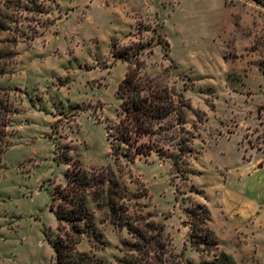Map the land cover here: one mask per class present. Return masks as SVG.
<instances>
[{"label": "rangeland", "instance_id": "obj_1", "mask_svg": "<svg viewBox=\"0 0 264 264\" xmlns=\"http://www.w3.org/2000/svg\"><path fill=\"white\" fill-rule=\"evenodd\" d=\"M259 1L0 0V99L18 112L0 178V264H55L48 239L58 233V221L50 205L69 167L56 159L59 145L72 146V158L87 167L117 171L120 165L127 198L142 195L144 184L150 198L138 202L166 225L175 254L193 264H261L244 251L239 233L225 232L253 201L227 177L245 156L264 151ZM135 44L144 46L145 72L165 78L192 104L187 128L195 133L194 154L180 171L155 153L131 161L112 152L107 125L118 121L116 91L128 68L112 52L131 54ZM255 186L262 190L264 176ZM197 204L219 241L212 249L195 245L201 238L189 212ZM96 218L104 245L94 254L116 264L130 236L101 214ZM79 249L91 253L88 236Z\"/></svg>", "mask_w": 264, "mask_h": 264}, {"label": "trees", "instance_id": "obj_2", "mask_svg": "<svg viewBox=\"0 0 264 264\" xmlns=\"http://www.w3.org/2000/svg\"><path fill=\"white\" fill-rule=\"evenodd\" d=\"M259 2L264 4L263 0ZM36 13L45 11L36 10ZM164 41L167 55L170 44ZM143 47L135 44L131 54L112 52L114 57L126 61L128 68L116 91L121 101L118 121L107 125L111 149L116 160L121 154L134 161L137 157L148 159L155 153L160 159L168 160L175 171H180L182 166L188 165L187 155L194 154L195 133L187 128L188 117L193 114L192 104L185 95L177 94L165 78L152 77L145 72V63L140 57ZM77 109L81 111L80 107ZM17 113V108L7 98L0 99V178L3 156L8 150V128ZM55 125H52L53 130ZM192 128L195 131L196 128ZM56 150V159L69 167L65 182L55 185L50 205L58 221V233L54 239H48L55 253V264H104L94 254L104 245L103 235L98 231L97 213L105 221L125 228L130 236L116 264H193L184 253L173 252V239L166 225L158 222L153 213L145 212L138 202L150 198L144 184L142 195L127 198L120 165L117 171L110 167H87L72 158V146L59 145ZM196 207L197 210L189 214L196 219L192 231L201 238L199 244L195 243L197 249L200 250V244L209 249L217 247L218 239L208 230V215L200 204ZM86 236L91 253L79 249Z\"/></svg>", "mask_w": 264, "mask_h": 264}, {"label": "crops", "instance_id": "obj_3", "mask_svg": "<svg viewBox=\"0 0 264 264\" xmlns=\"http://www.w3.org/2000/svg\"><path fill=\"white\" fill-rule=\"evenodd\" d=\"M236 171V174L227 177V182L230 179H236V183L244 188V193L251 199L253 198L252 207L250 210H244L240 215L235 214L234 217L230 214L229 216L235 220L234 223H231V230H225V232L229 235L239 233L245 240L241 243L244 251L252 252L255 258L264 264V186L259 191L255 186L256 179L264 176V153L253 152L249 159L244 157ZM223 217L228 220L225 213H223ZM232 251V254L235 255V250Z\"/></svg>", "mask_w": 264, "mask_h": 264}]
</instances>
